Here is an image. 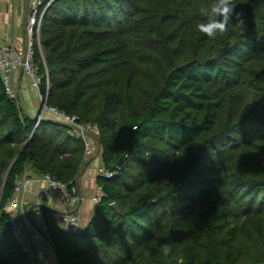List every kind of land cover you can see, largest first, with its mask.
<instances>
[{
    "label": "trees",
    "instance_id": "1",
    "mask_svg": "<svg viewBox=\"0 0 264 264\" xmlns=\"http://www.w3.org/2000/svg\"><path fill=\"white\" fill-rule=\"evenodd\" d=\"M213 2L47 8L39 92L97 128L112 173L97 177L103 195L79 233L42 209L59 264H264V0H234L227 33L210 40L196 25ZM36 121L0 79V264H31L7 221L16 177L76 186L87 163L70 126Z\"/></svg>",
    "mask_w": 264,
    "mask_h": 264
},
{
    "label": "built area",
    "instance_id": "2",
    "mask_svg": "<svg viewBox=\"0 0 264 264\" xmlns=\"http://www.w3.org/2000/svg\"><path fill=\"white\" fill-rule=\"evenodd\" d=\"M53 1L54 0H30L29 16L26 27L28 42L23 51H17L12 46L5 45L0 41V79L4 88V93L9 99L18 102L14 75L18 69H22L30 78L31 86L38 92L41 114L47 113L52 119L70 126L72 128L70 130L71 134L80 137L84 141L85 156L91 155L93 152L91 141L96 139L99 135L97 128L95 126L79 123L76 116L65 114L54 107L48 106L46 104L47 93L43 96L39 92L41 81L37 76V68L33 62L34 48L35 45H37L42 53L40 36L43 16ZM41 116L42 115L37 116V121L34 127L38 125L42 118ZM97 175L104 178L112 177V173L106 171L104 168H100ZM33 182L41 184L40 196L37 202L38 206L36 205V208L33 210V215L35 216L43 215L42 208L39 207V205L44 204V201L52 195H56L63 206H75L80 200L76 186H69L52 178L48 174L35 176L25 170L21 175L16 177L12 194L6 206V213L8 215L7 221L11 227L14 238L19 243L21 231L25 228H31L34 225L32 214L27 209V205L23 200V194ZM98 190L101 192V195L92 197V202L96 205L99 203L100 198L103 195L100 186ZM58 225L63 231L71 234L79 233L81 230L80 218L75 212L67 211L60 214L58 217ZM20 246L22 251L27 253V248L21 243Z\"/></svg>",
    "mask_w": 264,
    "mask_h": 264
},
{
    "label": "crops",
    "instance_id": "3",
    "mask_svg": "<svg viewBox=\"0 0 264 264\" xmlns=\"http://www.w3.org/2000/svg\"><path fill=\"white\" fill-rule=\"evenodd\" d=\"M29 5L30 0H0V41L5 45L12 46L17 51H23L27 46L26 27ZM14 83L21 110L30 117L35 112L42 115L38 92L31 86L30 78L22 69L16 71ZM41 117L51 118L49 114L47 117ZM91 147L93 155L87 160L76 180V187L80 196L79 202L75 206H63L56 195H52L44 201L43 205H46L51 211L57 224L60 214L67 211L75 212L80 218L82 229L94 215L97 205L92 202V197L101 195L98 190L97 172L103 168V163L96 139L91 141ZM40 189L41 184L33 182L23 194V200L32 214L34 225L21 231L20 243L27 248L31 264H59L56 251L48 240L44 216L33 215V210L36 208L40 196Z\"/></svg>",
    "mask_w": 264,
    "mask_h": 264
},
{
    "label": "clouds",
    "instance_id": "4",
    "mask_svg": "<svg viewBox=\"0 0 264 264\" xmlns=\"http://www.w3.org/2000/svg\"><path fill=\"white\" fill-rule=\"evenodd\" d=\"M234 0H214L210 7H201L200 15L204 19L197 23L196 29L210 40L228 31V24L235 13ZM168 249H165V255Z\"/></svg>",
    "mask_w": 264,
    "mask_h": 264
},
{
    "label": "water",
    "instance_id": "5",
    "mask_svg": "<svg viewBox=\"0 0 264 264\" xmlns=\"http://www.w3.org/2000/svg\"><path fill=\"white\" fill-rule=\"evenodd\" d=\"M121 164H122V159L119 160V163H118L119 167H121ZM37 206H38V205H37ZM39 207H41L42 209H48V207H47L46 205H43V204H42V205H39ZM111 207H112L115 211L119 212V207H118L117 204L112 203V204H111Z\"/></svg>",
    "mask_w": 264,
    "mask_h": 264
},
{
    "label": "rangeland",
    "instance_id": "6",
    "mask_svg": "<svg viewBox=\"0 0 264 264\" xmlns=\"http://www.w3.org/2000/svg\"><path fill=\"white\" fill-rule=\"evenodd\" d=\"M39 105H40V103H39ZM37 115H38V112H35V113L32 114V117L35 118ZM42 116L47 117L48 114L47 113H42ZM92 155H93V153H91V155H86V160H88L90 157H92Z\"/></svg>",
    "mask_w": 264,
    "mask_h": 264
}]
</instances>
